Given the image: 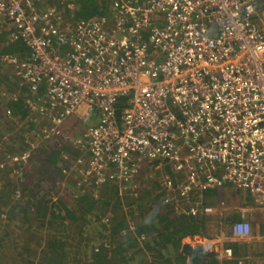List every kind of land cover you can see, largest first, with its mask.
<instances>
[{"label":"built area","instance_id":"2783aa9c","mask_svg":"<svg viewBox=\"0 0 264 264\" xmlns=\"http://www.w3.org/2000/svg\"><path fill=\"white\" fill-rule=\"evenodd\" d=\"M110 6L109 15L71 20L65 12L72 14V1L0 0V24L6 21L10 39L28 49L24 57L1 60L26 86L25 120L34 124L27 146L7 154V164L20 177L40 141L63 137L84 155L62 154L72 161L65 172L83 193L129 182L147 164L169 165L184 177L168 180L165 199L189 202L192 195V214L214 212L202 205V192L226 185L249 191L264 208V0H113ZM120 98L128 104L118 117ZM78 109L87 123L81 137L62 127ZM229 230L237 240L252 235L247 219ZM222 254L247 264L231 247Z\"/></svg>","mask_w":264,"mask_h":264},{"label":"trees","instance_id":"16d2710c","mask_svg":"<svg viewBox=\"0 0 264 264\" xmlns=\"http://www.w3.org/2000/svg\"><path fill=\"white\" fill-rule=\"evenodd\" d=\"M43 1L55 5L63 0ZM64 1H72L75 4L71 15L67 14L68 9L65 12L71 20L110 14L111 0ZM10 31L0 32V156L13 145L18 149L16 152H21L27 146L24 142L25 135L34 127L33 123L26 122V126L14 130L17 122L26 119L29 114L25 104L29 92L25 85L20 84L13 66L11 72L5 71L2 63H6L1 57L7 54L24 57L28 49L20 38L11 40ZM7 78L14 79V86L18 87V91L6 84L9 81ZM7 85L9 92L16 94L15 98L5 100L6 96L3 93L8 92L7 89L6 92L2 89ZM127 104L126 98L117 101L118 117ZM7 110L10 114H7ZM1 126H7L6 131L9 134L4 135ZM59 144V141L42 142L33 152L35 156L28 159L37 167L38 173L41 168V157L46 159L54 170L51 179L58 177L61 167L72 163L70 158L65 159L62 154L68 152L69 156L74 158L76 153L63 143ZM59 158L63 163L60 167L57 165ZM0 163L2 167L7 166L3 162ZM142 170L129 182L105 183L103 191L97 197L87 191L74 198L70 195L68 198L59 197L52 200L48 190H45L43 183L39 181L34 188L37 190L41 188V191L44 190L43 193L26 190L23 184L19 185L22 190L18 188L19 186L13 185L5 192L0 191V223L5 225L4 235L8 234V228L10 231H17L18 228V232L27 230L24 232L29 235L21 239L25 242H32L34 239L40 246V254L35 264H189L187 257L180 251L182 241L187 237L191 239L204 237L206 218L190 213L193 197L189 198L190 203L181 196L177 198L178 200L172 201L162 199L161 194L164 197V193L168 192L166 187L163 186L158 191L157 181L141 178L145 176L143 172L140 177ZM162 170L173 176L169 165H165ZM209 192L214 193L212 189ZM205 203L203 200L202 204ZM106 217L107 222H103ZM84 224L92 225L91 232L99 231V236H94L93 244H85L82 247V254L76 257L68 250L69 238L74 234L73 227H77L81 234ZM19 235L24 236L21 233ZM228 245L230 246V243ZM231 245L234 249L233 256L238 258L241 255L239 250L241 246ZM84 247L89 248L84 250ZM22 260L24 264H33V261ZM217 263L216 254L210 253L207 264ZM223 264H236V259L226 260Z\"/></svg>","mask_w":264,"mask_h":264},{"label":"rangeland","instance_id":"374dc122","mask_svg":"<svg viewBox=\"0 0 264 264\" xmlns=\"http://www.w3.org/2000/svg\"><path fill=\"white\" fill-rule=\"evenodd\" d=\"M112 1L113 0L110 1V4ZM1 31H10V25L6 21H4L0 24V32ZM2 64L5 68V71L6 70L10 71V69L12 68V66L9 64L7 65V63L6 64L2 63ZM5 71H3V72H5ZM3 72H1V73H3ZM7 79H9V81H7L6 84H9L11 86L10 88L13 87L16 89V91H18L19 90L18 87L14 86V82H15L14 79L13 78H7ZM8 89H9V87L7 85L6 87H3L2 91L3 92L7 91L9 93ZM5 100H7V97L5 98ZM81 111H82L81 109H78L76 114L69 116L64 120V122L62 124L63 130H66L65 132L68 133L69 135H77L80 137L83 136V134L86 130L87 123L83 122L82 119H80L81 118ZM14 120H16V119H14ZM26 122L27 121L25 119L20 120L19 122H17L18 124H16V126L14 127V130H17V129L22 128L23 126H26L27 125ZM64 127H65V129H64ZM6 128H7V126H1V132L4 135L9 134V132L6 131ZM42 142H47V141H40L38 143V146ZM66 143H69V142H66ZM68 148H71L73 151L76 152L74 158L75 157L79 158L78 156L84 157L83 153L81 151L75 149L74 145L71 144L68 146ZM17 150L18 149H16L13 145V147L7 148V150H6L5 154H3V156H0V158H1L0 162H3V164L7 165L6 167L0 168V191L1 192H5L9 187H11L13 185L19 186L20 184H23V186L26 187V190L29 189V190H34L38 193H43L44 190L41 191L42 190L41 188H40V190L39 189L37 190L34 188L36 183L42 182L43 187L45 188V190H48L49 195L52 197V200H56L59 197L60 198H68V197L73 196L75 193L79 196L82 195L83 192L78 189L77 184H76V180H75L72 173H70V174L66 173L67 175H65L62 172H60L58 177L51 179V175L54 174V170L52 169L51 165H49L46 162V159L44 160V159H42V157L40 160L41 161V168L39 171L40 175L36 169L37 167H35L32 164V161H29L25 165V167H26L25 172H24V168H23L22 176H20V177L17 176L12 169L13 165L9 166L7 164L8 159H6V156H5L6 154H16L19 152V151L16 152ZM33 156H35V153L32 154V157ZM82 159H85V158H82ZM62 164L63 163H61V160L59 158V164H57L58 167H60ZM142 172L146 177L145 176L141 177ZM140 177L143 179H149V180L157 181L156 183L158 184V191H160L163 188V186L165 184H167L168 182H169V185H172V183L170 181H175V183H176L177 181L182 180L184 177V174L173 173V176H170L169 174H167L165 172V170H159V169H156L155 167H151V166H149V164H147V166L145 168H143V170L141 171ZM168 180H170V181H168ZM18 188H20V190L23 189L20 186ZM103 189H104V186H103V188H100V190H98V191L91 189V188H87L86 190H84V192H87V191L92 192L94 194V196L97 197L100 195V193L103 191ZM223 189L225 192H227L228 189H230V186L229 187L225 186V188H223ZM239 191L242 195H244V197H246V192H244L242 190H239ZM166 196H167L166 193H164V197L161 194L162 199H165ZM225 196L226 195H222V196H220V198H225ZM239 196H240L239 194L235 193L234 199H238ZM191 197H193V196L191 195ZM224 200L221 202H224ZM229 226H230V224H228L226 226L223 224L221 229L226 232L229 230ZM92 227L93 226L90 224H84V227H83L81 234H79L77 227H73L74 228V231H73L74 234H73V236H71L69 238V240H70L69 247L70 248H68V250L70 251V254H72L73 256H76V257L78 255L82 254V247L85 246V244H91L94 240V236H96V235L99 236V231L98 232L97 231L91 232ZM10 230L11 229L8 228V234L4 235L5 225L0 223V264H24L25 262L22 259L27 260V261H33V264H35L38 260L39 254H40V246H38V244L35 242L34 239H32V242H25L23 239H21V237L25 238L27 235H29L26 232H24L27 230L23 229L19 232H18V228H17V231H10ZM11 232H14V233H11ZM39 232H41V231H39ZM20 233L24 236H20L19 235ZM87 248H89V247H84V250H86ZM17 254H19L20 256H17Z\"/></svg>","mask_w":264,"mask_h":264},{"label":"crops","instance_id":"0c3cea01","mask_svg":"<svg viewBox=\"0 0 264 264\" xmlns=\"http://www.w3.org/2000/svg\"><path fill=\"white\" fill-rule=\"evenodd\" d=\"M51 141H59V145L63 143L66 147L71 145L70 143H66V139L63 137ZM16 169L14 168L13 170ZM62 171L63 174L67 175L63 167H61ZM229 186L230 189L227 192L223 189L225 187L212 189L214 193L209 192L211 189H208L207 193L206 191L202 192V201L204 200L206 202L205 206H212L214 212L200 215L206 218V232L204 237L193 239L187 237L183 239L181 248L185 243L192 247L200 244L208 250L207 259L210 253H214L218 259L217 264H223L226 261L222 258L223 249L225 247H231L234 250L231 244H236L238 247L241 246L239 248L241 255L238 258H244L247 264H261L262 258L264 257V208H258L255 205L253 196L249 191L246 192V197H244L240 193V189L232 185H226V187ZM235 193L240 195L238 199H234ZM222 195H226L225 198H220ZM223 200L224 202H221ZM241 219H247L251 223L252 235L250 239L244 241L234 239L230 234V230L225 232L221 229L225 221H228L224 224L226 226L231 224V222ZM229 243L230 246L228 245Z\"/></svg>","mask_w":264,"mask_h":264},{"label":"water","instance_id":"95a60500","mask_svg":"<svg viewBox=\"0 0 264 264\" xmlns=\"http://www.w3.org/2000/svg\"><path fill=\"white\" fill-rule=\"evenodd\" d=\"M207 249L200 244L190 246L183 244L181 252L187 257L189 264H207Z\"/></svg>","mask_w":264,"mask_h":264},{"label":"clouds","instance_id":"9594fccd","mask_svg":"<svg viewBox=\"0 0 264 264\" xmlns=\"http://www.w3.org/2000/svg\"><path fill=\"white\" fill-rule=\"evenodd\" d=\"M35 151V150H34ZM31 157V156H30ZM23 168H24V165H23ZM23 168H22V174H23ZM13 169H14V167H13ZM14 171V170H13Z\"/></svg>","mask_w":264,"mask_h":264}]
</instances>
